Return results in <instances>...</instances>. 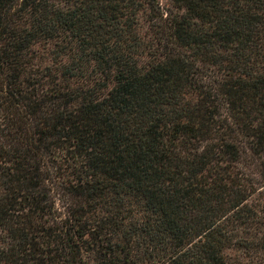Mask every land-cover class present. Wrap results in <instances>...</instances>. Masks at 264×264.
<instances>
[{"label": "trees", "instance_id": "16d2710c", "mask_svg": "<svg viewBox=\"0 0 264 264\" xmlns=\"http://www.w3.org/2000/svg\"><path fill=\"white\" fill-rule=\"evenodd\" d=\"M0 264H264V0H0Z\"/></svg>", "mask_w": 264, "mask_h": 264}]
</instances>
